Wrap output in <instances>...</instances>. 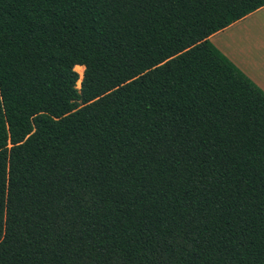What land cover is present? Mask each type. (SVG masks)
<instances>
[{
    "label": "trees",
    "instance_id": "16d2710c",
    "mask_svg": "<svg viewBox=\"0 0 264 264\" xmlns=\"http://www.w3.org/2000/svg\"><path fill=\"white\" fill-rule=\"evenodd\" d=\"M263 7L0 0V264H264Z\"/></svg>",
    "mask_w": 264,
    "mask_h": 264
},
{
    "label": "crops",
    "instance_id": "0c3cea01",
    "mask_svg": "<svg viewBox=\"0 0 264 264\" xmlns=\"http://www.w3.org/2000/svg\"><path fill=\"white\" fill-rule=\"evenodd\" d=\"M210 41L264 90V7L212 35Z\"/></svg>",
    "mask_w": 264,
    "mask_h": 264
},
{
    "label": "rangeland",
    "instance_id": "374dc122",
    "mask_svg": "<svg viewBox=\"0 0 264 264\" xmlns=\"http://www.w3.org/2000/svg\"><path fill=\"white\" fill-rule=\"evenodd\" d=\"M84 70H85V68H84ZM79 73V72H78ZM80 74V73H79ZM84 74V73H83ZM81 77V76H80ZM82 78H83V76H82ZM82 78L80 79V81H79V83H78V88H80V84H81V80H82Z\"/></svg>",
    "mask_w": 264,
    "mask_h": 264
},
{
    "label": "water",
    "instance_id": "95a60500",
    "mask_svg": "<svg viewBox=\"0 0 264 264\" xmlns=\"http://www.w3.org/2000/svg\"><path fill=\"white\" fill-rule=\"evenodd\" d=\"M84 75V74H83ZM80 88H81V84H80Z\"/></svg>",
    "mask_w": 264,
    "mask_h": 264
}]
</instances>
